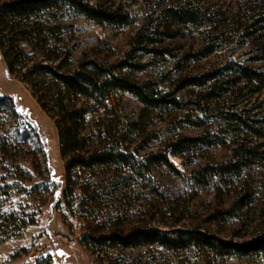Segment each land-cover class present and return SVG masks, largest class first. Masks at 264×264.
Segmentation results:
<instances>
[{
    "label": "rangeland",
    "instance_id": "rangeland-1",
    "mask_svg": "<svg viewBox=\"0 0 264 264\" xmlns=\"http://www.w3.org/2000/svg\"><path fill=\"white\" fill-rule=\"evenodd\" d=\"M91 2L133 21L101 27L63 8L42 13L31 29L68 60L63 70L126 61L123 76L156 98L173 97L180 108L152 110L116 92L111 108L87 116L82 155L103 152L127 133L129 152L140 163L148 154H162L169 165L149 166L138 175L109 167L87 170L81 182L89 184V192L78 205L74 187L64 194L67 162L54 121L0 57V99L9 95L16 105H0V213L34 217L20 235L10 226V237L0 239V264H264L263 255L216 258L159 246L92 252L82 242L90 231L127 232L136 226L196 228L239 243L264 233V89L244 76L264 73V21L259 22L264 0ZM23 48L33 60L42 59L40 49ZM213 72V81L198 84ZM200 136L209 139V149L185 152L183 158L167 149L181 137ZM227 164L237 168L224 178H196L206 166Z\"/></svg>",
    "mask_w": 264,
    "mask_h": 264
},
{
    "label": "trees",
    "instance_id": "trees-1",
    "mask_svg": "<svg viewBox=\"0 0 264 264\" xmlns=\"http://www.w3.org/2000/svg\"><path fill=\"white\" fill-rule=\"evenodd\" d=\"M63 8L101 27L121 28L131 24L133 20L118 10H110L93 4L91 0H8L0 2V57L6 63L9 73L31 88L32 95L41 109L54 121L58 131L60 154L67 162L64 194L71 195L74 187L79 196L77 203L83 206L82 202L89 192V184L81 182V175L87 170L91 172L97 167H109L134 171L138 175L140 173L138 170L147 169L149 166L169 165L166 155L162 154H148L144 157V162L140 163L134 154L129 152V147L126 145L127 133L121 135L120 139L117 138L113 145L105 146L103 152L96 150L92 155L83 157L82 153L85 151L82 141L84 139L81 134L87 122V116L101 108L106 110L111 108L112 104L109 103L116 92L131 95L152 110L180 107L173 97L170 98L167 95L156 98L146 90L145 86L123 76V68L128 67L126 61L113 65H102L92 61L82 63L71 71L63 70L68 60L56 55L48 48L42 35H38L37 31L31 29L34 26L33 22L42 13L51 11L53 14ZM187 18L192 19L191 16ZM263 21L264 17L259 20V22ZM140 41L143 42L145 39H140ZM23 45H28L34 50L35 48L40 49L44 52L42 59L33 60ZM216 74V72L205 74L198 84L203 85L213 81ZM244 76L260 85L257 90L264 89V73L262 75L255 73L253 76L245 74ZM0 105L10 109L16 106L9 95L2 96ZM232 116L250 128L242 117L235 113ZM98 137H101V133ZM210 146L211 143L206 136L181 137L170 143L167 149L173 156L183 158L185 152L209 149ZM119 148H123L124 151H119ZM46 167L49 171L48 162H46ZM236 168L235 164L206 166L197 173L196 178H199L200 182L213 176L224 178ZM73 172H75L74 181L70 179ZM59 188V193H63L62 185ZM94 196L90 195V199L95 198ZM86 214L92 215V212L87 210ZM33 223L32 215L29 219L25 217L22 219L15 211L0 213V239L10 237V226L19 228V233L16 235L18 236L27 224ZM82 242L92 252L159 246L171 251L193 249L197 252L212 254L216 258L255 259L264 256V233L247 242L239 243L222 239L215 234L196 228L175 227L170 230H161L151 226H136L127 232L117 229L107 232L90 231Z\"/></svg>",
    "mask_w": 264,
    "mask_h": 264
},
{
    "label": "snow or ice",
    "instance_id": "snow-or-ice-1",
    "mask_svg": "<svg viewBox=\"0 0 264 264\" xmlns=\"http://www.w3.org/2000/svg\"><path fill=\"white\" fill-rule=\"evenodd\" d=\"M61 254H63V253H61Z\"/></svg>",
    "mask_w": 264,
    "mask_h": 264
}]
</instances>
